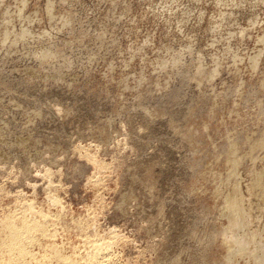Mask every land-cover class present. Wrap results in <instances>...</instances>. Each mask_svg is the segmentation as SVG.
<instances>
[{"label": "rangeland", "instance_id": "obj_1", "mask_svg": "<svg viewBox=\"0 0 264 264\" xmlns=\"http://www.w3.org/2000/svg\"><path fill=\"white\" fill-rule=\"evenodd\" d=\"M21 219L80 264H257L224 235L264 242V0H0L4 264Z\"/></svg>", "mask_w": 264, "mask_h": 264}, {"label": "bare ground", "instance_id": "obj_2", "mask_svg": "<svg viewBox=\"0 0 264 264\" xmlns=\"http://www.w3.org/2000/svg\"><path fill=\"white\" fill-rule=\"evenodd\" d=\"M257 62V56L253 57V63L254 65ZM253 66V65H252ZM263 139V137H262ZM261 139V140H262ZM252 140V139H251ZM260 140V139H259ZM260 140V141H261ZM262 142V141H261ZM236 145V144H235ZM255 145V144H254ZM253 147V146H252ZM263 147V145H262ZM256 148V147H255ZM236 161V160H235ZM262 174H263V170L259 173H257V179L255 182H251V184L249 185V189H253L255 188L257 185L262 184ZM238 184V182H237ZM235 185V187L233 188V195L232 199L230 197V199H228L226 201V205L225 207L228 209H232L234 211V218L236 219L237 222H239L238 220H240L241 223H243V225L245 226V224H248L250 221V213H249V208L247 209L245 207V196L243 194V192L240 190L239 188V184ZM247 188V189H248ZM248 191V190H247ZM252 191V190H251ZM253 192V191H252ZM248 193V192H247ZM251 197V196H250ZM248 198V197H247ZM249 199V198H248ZM25 201V200H24ZM34 202V201H33ZM32 203V202H31ZM248 205V204H247ZM259 206V205H258ZM235 208V209H233ZM24 209V208H23ZM22 211V210H21ZM232 214V213H231ZM25 216V215H24ZM230 216V215H229ZM29 217V216H28ZM42 217V216H41ZM44 217V215H43ZM42 217V218H43ZM6 218V217H5ZM23 218V217H22ZM41 218V219H42ZM10 219V218H9ZM14 219V218H13ZM24 219H27L26 217ZM5 220V219H4ZM29 220V219H28ZM38 220V219H37ZM13 221V220H12ZM30 221V220H29ZM73 221V220H72ZM231 221H234V219L232 218ZM32 222V220H31ZM35 223V221H33ZM6 223V221H5ZM9 223V222H7ZM45 223V222H44ZM32 224V223H31ZM39 223H37L38 225ZM43 224V223H42ZM41 224V226H42ZM11 225V224H9ZM7 225V227L9 226ZM4 226V225H3ZM40 226L39 229H42ZM242 226V227H244ZM38 227V226H36ZM44 227V224H43ZM46 227V226H45ZM4 228V227H3ZM38 229V228H37ZM44 229V228H43ZM2 230V229H1ZM9 230V229H8ZM12 230H13V234L14 237L13 239H11V245L13 248L17 249L19 251V255L20 257L24 258V259H28L30 264H80L79 262H77V260L75 261L70 255H66L63 254L60 249L58 247H54L52 245L51 249L50 248H45L44 250H42L43 247H41V243H40V239H36L33 237L35 227L32 225H29L28 223H26L24 220H17L14 221V223L12 224ZM47 230V229H45ZM44 230V231H45ZM39 231V230H38ZM3 232V231H2ZM9 232V231H8ZM12 232V231H11ZM244 232V231H243ZM252 232V231H251ZM1 233V232H0ZM44 233V232H43ZM42 233V234H43ZM48 233V232H47ZM53 233V232H52ZM260 236H264V228L262 231L257 232ZM7 234V233H5ZM11 234V233H10ZM8 235V234H7ZM35 235V234H34ZM48 235V234H47ZM232 235V234H231ZM250 237L252 238V242H253V247L249 248V244L247 241H245L243 235H238V236H228L227 235V231L224 235V243H226L227 247H228V258L229 259H235L237 256H243L247 253H252V256L254 258V260L256 261L257 264H264V242H260L258 239H256V233H250L249 234ZM43 236V235H42ZM5 238V237H4ZM91 238V237H90ZM84 239V238H83ZM112 240V239H111ZM223 240V239H222ZM5 241V239H4ZM105 242V241H104ZM9 243V242H8ZM6 244V243H4ZM10 244V243H9ZM9 244H6L7 246H9ZM31 244H36L37 247L43 251V255L41 256H36L35 254H33L32 252H30V250L28 249V247H32L30 246ZM48 244V243H47ZM94 244V243H93ZM96 244V243H95ZM6 246V247H7ZM46 246V245H45ZM60 246V245H59ZM63 246V245H62ZM102 246V245H101ZM3 247V246H2ZM10 247V246H9ZM8 247V248H9ZM7 248V249H8ZM12 248V249H13ZM94 248V247H93ZM53 249V250H52ZM101 249V248H100ZM96 251V250H95ZM8 252V251H6ZM18 253V252H17ZM97 253V252H96ZM2 254V253H1ZM16 255V253H14ZM3 256V255H1ZM0 256V257H1ZM87 256V255H86ZM88 259L91 260L94 257V254H90L88 255ZM106 257V256H105ZM1 259V258H0ZM4 260V258H2ZM9 260V258H7ZM17 259V258H15ZM82 259V258H81ZM11 260V259H10ZM9 260V261H10ZM83 260V259H82ZM81 260V261H82ZM7 261V260H6ZM20 261V260H19ZM84 261V260H83ZM55 262V263H53ZM8 264H11L9 262H7ZM22 263V262H21ZM24 263V262H23ZM82 263V262H81ZM255 263V262H254ZM0 264H4V262H0ZM14 264V263H13Z\"/></svg>", "mask_w": 264, "mask_h": 264}]
</instances>
